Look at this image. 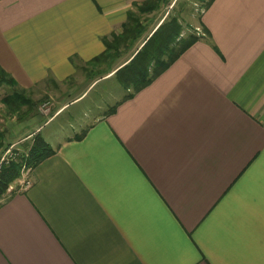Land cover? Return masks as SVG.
I'll return each instance as SVG.
<instances>
[{
    "label": "crops",
    "instance_id": "1",
    "mask_svg": "<svg viewBox=\"0 0 264 264\" xmlns=\"http://www.w3.org/2000/svg\"><path fill=\"white\" fill-rule=\"evenodd\" d=\"M147 1L0 0V67L58 86ZM193 26L114 113L44 138L32 185L0 200V264H264V0H211ZM29 111L0 127V157L41 132Z\"/></svg>",
    "mask_w": 264,
    "mask_h": 264
},
{
    "label": "rangeland",
    "instance_id": "2",
    "mask_svg": "<svg viewBox=\"0 0 264 264\" xmlns=\"http://www.w3.org/2000/svg\"><path fill=\"white\" fill-rule=\"evenodd\" d=\"M206 3V0H164L158 8L145 17L146 19H141L142 22L147 20V23L142 26L143 30L150 33L155 29L157 23L175 19L180 25V35L184 37L194 31L193 25L198 20ZM196 32L197 29L194 34ZM178 39L179 36L173 43H177ZM140 42L141 40H137L132 44L128 43V46H121L118 51L120 54L107 63L96 67L85 64L74 77L58 84V86L40 85L32 90H26L25 96L29 98L30 106L22 105L20 107L21 114L11 113L0 100V127L5 122H10L13 116L16 118V122H21L22 117L29 110L32 119L37 120L38 125H42L39 130L41 132L36 134H39L43 139H51L49 141L59 139L60 136L70 133L72 129L80 130L87 127L97 118L109 112L128 93L107 72L116 69L125 62L136 51ZM1 90V98L10 92L8 87H3ZM44 108L48 109L46 113L43 112ZM45 122L48 123L43 125ZM27 146L20 143V145L13 146L12 150L13 152L19 150L23 154ZM5 147L3 146L2 149ZM7 148L1 151V156ZM19 157L21 158L19 155L17 160H20Z\"/></svg>",
    "mask_w": 264,
    "mask_h": 264
},
{
    "label": "trees",
    "instance_id": "3",
    "mask_svg": "<svg viewBox=\"0 0 264 264\" xmlns=\"http://www.w3.org/2000/svg\"><path fill=\"white\" fill-rule=\"evenodd\" d=\"M160 1L164 2V0H148L139 8V11L144 13L155 10ZM210 1L207 3L209 4ZM143 32L140 17L129 15L127 22L123 25L122 32L119 35H112L111 41L105 42V51L88 64L96 67L116 58L120 54L118 51L121 46L136 42ZM178 36V42L174 44L173 42ZM198 38L199 36H196V34L180 38V25L176 20L163 21L135 54L125 64L113 71V78L128 93L105 116L114 113L119 103L131 98L152 82ZM109 73L110 71L107 72V74ZM3 86L8 87L10 90L1 100L8 111L21 114L20 107L22 105L30 106V100L25 96L26 90L15 88L12 78L0 67V87ZM76 138H79V136H76ZM25 148L26 156L22 155L19 158L20 160L10 161L0 167V200L8 195L11 183L20 178L24 164L33 168L37 162L53 153L49 144L39 134H35L32 143Z\"/></svg>",
    "mask_w": 264,
    "mask_h": 264
},
{
    "label": "built area",
    "instance_id": "4",
    "mask_svg": "<svg viewBox=\"0 0 264 264\" xmlns=\"http://www.w3.org/2000/svg\"><path fill=\"white\" fill-rule=\"evenodd\" d=\"M202 12V11H201ZM196 35L199 36L200 35V31L197 30ZM48 109L44 108L43 112H47ZM13 146L8 147L4 154L1 156L0 158V167L2 164H7L10 161L16 162L18 161L17 158L18 156H26V153L23 152H19V150L14 151L12 150ZM20 158V157H19ZM32 168L31 167H27L25 166V164L22 166L21 169V175H20V182H19V190H26L27 188H29L32 185V180L28 177L29 173L31 172ZM8 190H12V187L9 186Z\"/></svg>",
    "mask_w": 264,
    "mask_h": 264
}]
</instances>
